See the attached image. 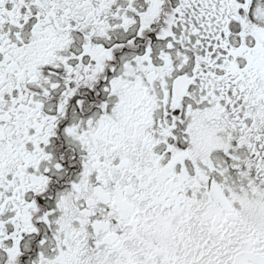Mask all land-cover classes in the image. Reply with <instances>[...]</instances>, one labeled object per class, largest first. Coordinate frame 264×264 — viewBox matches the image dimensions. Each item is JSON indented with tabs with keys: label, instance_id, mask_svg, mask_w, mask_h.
Returning <instances> with one entry per match:
<instances>
[{
	"label": "snow or ice",
	"instance_id": "6c2138e0",
	"mask_svg": "<svg viewBox=\"0 0 264 264\" xmlns=\"http://www.w3.org/2000/svg\"><path fill=\"white\" fill-rule=\"evenodd\" d=\"M0 264H264V0H0Z\"/></svg>",
	"mask_w": 264,
	"mask_h": 264
}]
</instances>
